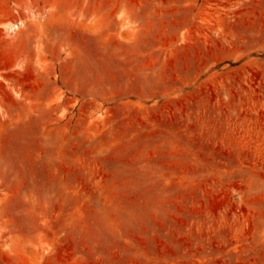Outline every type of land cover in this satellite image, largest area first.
<instances>
[{
	"label": "rangeland",
	"instance_id": "1",
	"mask_svg": "<svg viewBox=\"0 0 264 264\" xmlns=\"http://www.w3.org/2000/svg\"><path fill=\"white\" fill-rule=\"evenodd\" d=\"M0 264H264V0H0Z\"/></svg>",
	"mask_w": 264,
	"mask_h": 264
},
{
	"label": "bare ground",
	"instance_id": "2",
	"mask_svg": "<svg viewBox=\"0 0 264 264\" xmlns=\"http://www.w3.org/2000/svg\"><path fill=\"white\" fill-rule=\"evenodd\" d=\"M16 26H13V29L15 28ZM12 29V28H11Z\"/></svg>",
	"mask_w": 264,
	"mask_h": 264
}]
</instances>
